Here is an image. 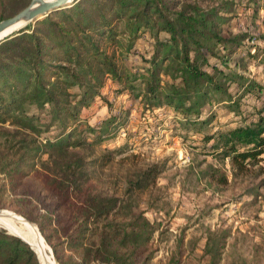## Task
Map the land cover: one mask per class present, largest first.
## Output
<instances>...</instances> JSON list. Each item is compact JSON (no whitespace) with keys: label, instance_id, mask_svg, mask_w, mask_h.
Wrapping results in <instances>:
<instances>
[{"label":"rangeland","instance_id":"rangeland-1","mask_svg":"<svg viewBox=\"0 0 264 264\" xmlns=\"http://www.w3.org/2000/svg\"><path fill=\"white\" fill-rule=\"evenodd\" d=\"M31 1L0 0V21ZM168 1L198 6L223 35L248 34L243 44L252 53L264 48V0ZM40 20L32 21V26ZM121 39L124 47L112 46L117 61L124 76L138 78L141 91V74L153 54L154 40L145 31L128 51V37ZM211 61L219 63L215 58ZM240 69L261 87L242 95L234 108L229 100H214L191 122L170 107L144 106L134 92L119 91L121 86L108 80L102 89L105 97L83 108L81 118L86 128L88 123L102 124L111 114L118 116L111 137L93 144L88 132V143L66 152L53 151L47 144V138L55 139L56 127L38 135L11 121L0 122V215L11 224L5 229L30 243H41L40 234L45 239L41 223L58 244L64 238L63 227L77 228L81 212L88 208L85 200L91 199L95 207L115 202L120 239L129 233L121 248L128 262L137 255L134 264H264V160L240 173L221 149L212 146L215 141L204 137L221 127L244 123V118L253 119L256 110L264 107V52L252 60L246 56ZM232 88L237 96L243 92V86L235 83ZM103 154L112 156V161L101 166ZM154 164L161 168L155 183L141 190L132 186ZM15 215L34 219L38 230ZM105 222L101 218L89 224L96 230ZM45 241L55 258L52 243ZM98 245L89 247L95 250ZM66 252L74 253L68 263L75 264L84 250Z\"/></svg>","mask_w":264,"mask_h":264},{"label":"trees","instance_id":"trees-1","mask_svg":"<svg viewBox=\"0 0 264 264\" xmlns=\"http://www.w3.org/2000/svg\"><path fill=\"white\" fill-rule=\"evenodd\" d=\"M145 31L154 40V51L146 59L148 66L141 74L140 91L137 77L123 75L112 46L124 47L121 39L124 35L128 37L126 48L130 51ZM161 33L167 36L161 38ZM247 37L248 34H221L215 21L194 5L180 6L168 0H77L0 42V122L11 121L38 135L58 128L54 140L47 138V144L56 152L85 145L88 132L93 136L91 143L101 144L111 137V127L118 116L111 114L102 124L88 123L83 128L81 112L97 98L105 97L102 89L108 80L120 85L119 91L134 92V97L144 106L170 107L188 122L193 117L196 121L214 100H229L234 108L239 106L242 95L261 87L240 69L246 56L252 60L264 52V48L253 53L246 48L243 43ZM211 58L219 63L213 64ZM233 83L238 88L243 86L241 95L237 96L238 91L236 95L233 93ZM256 113L253 119L244 118V123L224 126L204 136L215 141L212 146L221 149L240 173L264 160V107ZM101 158V166L112 161L110 155L103 154ZM160 173L161 168L154 164L132 186L146 189ZM68 182L77 184L74 179ZM85 202L88 208L84 214L81 212L77 228L63 227L64 238L58 244L53 243L44 224L39 223L45 239L52 243L56 260L69 264L74 253L66 250L83 249L82 260L75 264H134L137 255H132L133 260L128 262L121 252L129 233L125 232L126 236L120 239L121 229L115 223L119 209L115 202L96 207L91 199ZM14 217L38 230L32 223L34 219ZM101 218L106 220L101 228L90 227L89 223L95 224ZM9 225L7 218L0 215V264H44L45 261L56 264L41 234V243L29 244L5 229ZM136 228L134 225L130 229L131 236ZM134 237L136 244L138 237ZM95 244H99L95 250L89 247Z\"/></svg>","mask_w":264,"mask_h":264},{"label":"water","instance_id":"water-1","mask_svg":"<svg viewBox=\"0 0 264 264\" xmlns=\"http://www.w3.org/2000/svg\"><path fill=\"white\" fill-rule=\"evenodd\" d=\"M69 1L70 0H52V1L32 0L28 6H26L25 8H23L19 12H17L15 15L1 20L0 21V32L2 30H4L5 28H7V27H9V26L21 21V20H25V21L34 20L33 22H36L37 20L45 18L46 16L50 15L51 13H53L57 10L66 9V8L72 6V3L74 2L73 1L71 3H68ZM9 37H11V36H9ZM21 239H23V238H21ZM23 240L26 241L25 239H23ZM26 242L29 243L28 241H26Z\"/></svg>","mask_w":264,"mask_h":264},{"label":"bare ground","instance_id":"bare-ground-1","mask_svg":"<svg viewBox=\"0 0 264 264\" xmlns=\"http://www.w3.org/2000/svg\"><path fill=\"white\" fill-rule=\"evenodd\" d=\"M47 1H52V0H47ZM74 0H70L68 3L73 2ZM34 20H30V21H25V20H21L7 28H5L4 30H2L0 32V41L3 40L4 38L12 35L14 32L18 31L19 29L23 28L24 26H26L27 24L31 23Z\"/></svg>","mask_w":264,"mask_h":264}]
</instances>
